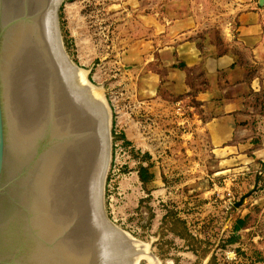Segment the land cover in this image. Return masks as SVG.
I'll use <instances>...</instances> for the list:
<instances>
[{"label": "crops", "instance_id": "obj_1", "mask_svg": "<svg viewBox=\"0 0 264 264\" xmlns=\"http://www.w3.org/2000/svg\"><path fill=\"white\" fill-rule=\"evenodd\" d=\"M259 1L126 0L123 7L117 119L120 128L129 126L130 136L126 128L121 133L132 150L147 156L129 171L138 180L135 191H146L135 209L151 208L152 231L162 221L176 264H209L220 243L237 255V262L222 264H264ZM226 194L235 202L248 195L224 222L213 200ZM170 212L188 237L169 231Z\"/></svg>", "mask_w": 264, "mask_h": 264}, {"label": "water", "instance_id": "obj_2", "mask_svg": "<svg viewBox=\"0 0 264 264\" xmlns=\"http://www.w3.org/2000/svg\"><path fill=\"white\" fill-rule=\"evenodd\" d=\"M62 2L0 0V264H107L123 231L104 210L103 104L65 81Z\"/></svg>", "mask_w": 264, "mask_h": 264}, {"label": "rangeland", "instance_id": "obj_3", "mask_svg": "<svg viewBox=\"0 0 264 264\" xmlns=\"http://www.w3.org/2000/svg\"><path fill=\"white\" fill-rule=\"evenodd\" d=\"M125 3L126 0H63L58 11L57 26L63 49L68 58L77 66L75 70L85 72L84 78L86 80L84 82H88L90 86L93 85L92 87L98 90L99 95H101L100 98L105 100L106 107L109 108L110 124L108 130L111 137V159L104 184L106 215L118 228L123 230H119V232L124 236L119 235L126 237L124 238L126 239L125 243L130 242L127 240L130 238L133 239L131 241L135 243L134 245L139 244L136 249L138 251L132 252L131 257H136L137 252L141 253V249L146 245V256L140 257L137 264H176L175 253L170 252L172 254H168L167 249L170 242L165 237L164 231L161 230L162 221L157 229L152 231L154 213H152L151 208L144 203L143 205L140 204V209H135L137 198L144 196L146 191L142 189H139L138 192L135 191L134 187L138 185V180L132 177L133 175L129 174V171H133L134 164L141 163L143 160L132 155L134 151L129 145L127 146L128 149H123V152L114 145V141L117 140L114 138L123 134L121 128H126L130 136L128 124L120 128L117 119L118 108L115 106V99L118 96L117 88L119 87V71L116 69L119 63L118 55H115L118 53L117 30L123 14L126 13L123 10ZM70 94L79 98L72 92ZM123 161L126 164L122 167L115 165L116 162ZM136 169L138 170V167ZM116 242V249L120 251L116 250L118 254L115 253L113 256L115 259L113 264H118V256L121 255V249H124V246L120 247V245L122 246L120 240H116ZM170 258L174 259V263L173 261L168 263Z\"/></svg>", "mask_w": 264, "mask_h": 264}, {"label": "bare ground", "instance_id": "obj_4", "mask_svg": "<svg viewBox=\"0 0 264 264\" xmlns=\"http://www.w3.org/2000/svg\"><path fill=\"white\" fill-rule=\"evenodd\" d=\"M51 16H52V13H51V9H50L49 12H48V20H49V22L51 21ZM72 65L69 64L68 66L65 67V81L67 80L68 82H70L73 86L77 87L78 89H90V92L92 93V95L96 99L101 101V103L103 104L102 111H103V114H104V117H103L104 120L101 122L100 126L102 127V129H104V131L108 132L109 124H110V116H109V112H108V109L106 107V104L104 103V100L102 98H100L101 95H99L98 90H96L94 87L90 86L88 82H86L88 85L84 82L86 80L84 78L85 72L83 73L81 70H75L77 68V66L73 67ZM74 70H75V72H74ZM96 93H98V94H96ZM122 236H124V234ZM122 236H120V238H119L120 242H122V246L120 245V247L122 248L124 246V249L120 248L121 249V255L119 254V256H118L119 258L117 259V261H118L117 263L118 264H137L138 259L140 257L146 256V254H145L146 251H147L146 245L143 246V248L141 247L142 248L141 251H140L141 253L137 252L139 255L137 254L136 257H131V255H132L131 253L132 252L136 253L135 250L137 249L139 244H137L138 246L134 245L135 243H133V241H131L133 239H130L129 237H127V238H129L127 240L130 241L128 243L132 244L131 246H130V244L127 245L128 243H125L126 239H124L126 237H122ZM120 242H119V244H121ZM116 243H118V242H116ZM118 248H119V246H118ZM116 250H118V249H116ZM118 251H120V250H118ZM136 251H138V250H136ZM116 253L118 254L117 251H116ZM134 253H133V255H134ZM148 260H150V259L148 258ZM111 263L113 264V262H111Z\"/></svg>", "mask_w": 264, "mask_h": 264}, {"label": "built area", "instance_id": "obj_5", "mask_svg": "<svg viewBox=\"0 0 264 264\" xmlns=\"http://www.w3.org/2000/svg\"><path fill=\"white\" fill-rule=\"evenodd\" d=\"M178 110H180V107H177ZM114 145L118 147V149L120 151L123 152V149H128L127 146L124 145L123 140L121 139H117L116 141H114ZM126 162H119L115 165H119V167H122L123 165H125ZM215 198H218L216 200H213V203L215 205L218 206L219 208V215L221 217V219L226 222L228 220H230L232 212L235 209L234 203H235V199L233 198V196L231 194H226V195H222V196H217ZM215 256V260L217 261V264L219 263H223V261L226 260H231L234 262H237V255L234 251L228 249L227 247H225V245L223 244H216L213 248V253ZM219 257V258H218Z\"/></svg>", "mask_w": 264, "mask_h": 264}, {"label": "trees", "instance_id": "obj_6", "mask_svg": "<svg viewBox=\"0 0 264 264\" xmlns=\"http://www.w3.org/2000/svg\"><path fill=\"white\" fill-rule=\"evenodd\" d=\"M114 139H121L123 140V143L125 146H128L129 144L127 143V141L125 140L123 134L119 135L118 137L114 138ZM132 155L137 158H140L142 160H144L147 156L145 154L143 155H137L135 152H132ZM138 174H139V178L142 182H144L145 177L147 175L146 170L143 166L139 165L138 166ZM172 213H168V216L172 217ZM169 231L172 232L175 235H179V236H184V237H188L186 231V227L184 226V223L182 220H180L179 218H175L174 216L172 217V219L170 220V226L168 227ZM209 264H216L215 262V256L212 254L209 260Z\"/></svg>", "mask_w": 264, "mask_h": 264}]
</instances>
